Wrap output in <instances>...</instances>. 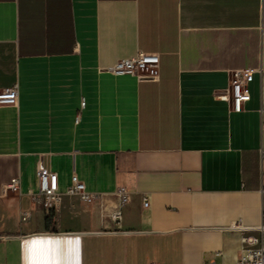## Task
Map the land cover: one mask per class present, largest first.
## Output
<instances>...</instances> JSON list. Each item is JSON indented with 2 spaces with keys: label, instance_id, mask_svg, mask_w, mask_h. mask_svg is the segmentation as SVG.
<instances>
[{
  "label": "crops",
  "instance_id": "crops-1",
  "mask_svg": "<svg viewBox=\"0 0 264 264\" xmlns=\"http://www.w3.org/2000/svg\"><path fill=\"white\" fill-rule=\"evenodd\" d=\"M139 50L158 54L152 76L106 70ZM244 69L236 110L224 94ZM14 84L0 264L77 249L81 264H236L264 225V0H0V88ZM39 164L63 193L50 214ZM72 174L94 201L64 193Z\"/></svg>",
  "mask_w": 264,
  "mask_h": 264
},
{
  "label": "built area",
  "instance_id": "built-area-1",
  "mask_svg": "<svg viewBox=\"0 0 264 264\" xmlns=\"http://www.w3.org/2000/svg\"><path fill=\"white\" fill-rule=\"evenodd\" d=\"M159 56L155 52L139 50L130 57H124L115 61L112 65L106 67V70L115 75L130 74L138 78L152 76L151 69L157 66ZM252 79V71L244 69L235 71L230 86L226 89L225 98L231 101L234 109H240L243 102L249 99L247 84ZM18 98V87L16 84L0 88V106L15 105ZM38 177L39 195L42 197L44 210L50 214L60 203L62 192L58 189V178L54 171L39 164L36 167ZM11 189L18 187V179L12 178L8 184ZM122 197L126 198L125 190L121 189ZM65 194L78 195L86 203H91L97 198V195L86 189L84 182L76 174L70 176V182L67 185ZM144 205H147L145 200ZM120 213L114 214L118 218ZM255 233L243 238L240 251L236 259V264H264V225L255 228ZM147 264H156L153 261ZM208 264H214L213 262Z\"/></svg>",
  "mask_w": 264,
  "mask_h": 264
},
{
  "label": "clouds",
  "instance_id": "clouds-1",
  "mask_svg": "<svg viewBox=\"0 0 264 264\" xmlns=\"http://www.w3.org/2000/svg\"><path fill=\"white\" fill-rule=\"evenodd\" d=\"M33 241L47 242V241H52V240L34 239ZM45 244H47V243H42V244H39L38 246H42ZM24 264H36V262L31 260V259L26 258L24 260ZM44 264H67V262L62 261L59 258H53L51 260L45 261ZM71 264H81V259L76 258L74 261L71 262Z\"/></svg>",
  "mask_w": 264,
  "mask_h": 264
},
{
  "label": "snow or ice",
  "instance_id": "snow-or-ice-1",
  "mask_svg": "<svg viewBox=\"0 0 264 264\" xmlns=\"http://www.w3.org/2000/svg\"><path fill=\"white\" fill-rule=\"evenodd\" d=\"M42 243H47V244H59V241H47V242H40V241H33L31 243V245L28 246L29 248V251L30 252H33L36 247L39 245V244H42ZM76 244L78 245L79 244V241L77 240L76 241ZM77 258H79V255H78V249H77Z\"/></svg>",
  "mask_w": 264,
  "mask_h": 264
}]
</instances>
